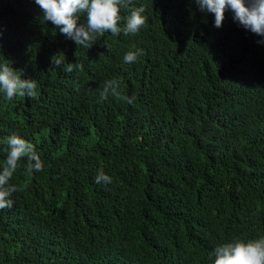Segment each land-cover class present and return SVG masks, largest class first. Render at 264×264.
I'll return each instance as SVG.
<instances>
[{"label":"trees","instance_id":"trees-1","mask_svg":"<svg viewBox=\"0 0 264 264\" xmlns=\"http://www.w3.org/2000/svg\"><path fill=\"white\" fill-rule=\"evenodd\" d=\"M140 6L139 34L78 49L35 0H0V56L38 83L35 98L0 94V165L13 133L44 162L10 181L0 264H214L217 246L264 235V37L231 10L215 27L195 0H132L121 28ZM59 52L82 68L49 72ZM108 79L133 103L101 100Z\"/></svg>","mask_w":264,"mask_h":264},{"label":"clouds","instance_id":"clouds-1","mask_svg":"<svg viewBox=\"0 0 264 264\" xmlns=\"http://www.w3.org/2000/svg\"><path fill=\"white\" fill-rule=\"evenodd\" d=\"M43 12L42 24L51 22L60 34L73 40L77 46L86 49L93 47L95 42L110 32L125 36L137 35L146 26L148 17L143 6L133 7L125 18L124 26H119L121 10L128 9L132 0H35ZM199 10L203 13H212L215 16V27H222L225 13L231 10L233 20L246 30L264 37V0H195ZM82 16L85 18L81 23ZM264 44V40L257 41ZM78 52V51H77ZM143 49L135 45L123 57L125 64L133 63ZM77 56V53H76ZM3 57V56H0ZM63 52L54 54L51 58L49 72L64 66L66 73L81 69L77 61L67 62ZM24 70L13 67V62L5 59L0 61V94L8 100L19 97L35 98L38 95L36 79L24 78ZM99 95L105 100L109 95L116 99L133 103L134 97L123 95L120 91V81L108 79L102 82ZM79 91V87L77 86ZM6 146L3 150L6 158L0 165V210L11 208L14 204L12 195L19 189L10 184L14 173L26 160L25 174L31 176L34 172L44 169V162L36 146L18 133H13L3 141ZM111 183V177L101 169L96 176V183ZM214 264H264V235L255 239L235 237L214 249Z\"/></svg>","mask_w":264,"mask_h":264}]
</instances>
